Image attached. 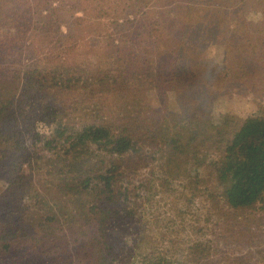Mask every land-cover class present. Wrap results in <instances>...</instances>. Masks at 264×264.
<instances>
[{
  "label": "rangeland",
  "instance_id": "1",
  "mask_svg": "<svg viewBox=\"0 0 264 264\" xmlns=\"http://www.w3.org/2000/svg\"><path fill=\"white\" fill-rule=\"evenodd\" d=\"M0 77L25 113L0 127L22 136L19 152L0 140V238L16 231L0 264H264V200L227 204L223 144L178 154L135 131L136 151L89 143L90 165L64 170L87 124L119 136L121 118L167 117L210 145L203 127L264 115V0H0ZM79 183L88 218L67 193Z\"/></svg>",
  "mask_w": 264,
  "mask_h": 264
},
{
  "label": "trees",
  "instance_id": "2",
  "mask_svg": "<svg viewBox=\"0 0 264 264\" xmlns=\"http://www.w3.org/2000/svg\"><path fill=\"white\" fill-rule=\"evenodd\" d=\"M122 75L107 74L106 76H102L100 78V84L104 83L105 80H110L112 83H115V78H119ZM125 76L126 74L123 77ZM88 81H91V79ZM10 83H13V81L9 78L0 77V127L6 126L9 123H12V126H16V121L20 123V119L25 118V113L22 112L20 107H17V110L19 109L21 112H17L12 105L8 107L2 103L1 94L9 90ZM34 91V95L38 97L40 95L39 90ZM17 115L18 118H16ZM235 122L233 117L228 115L223 125H214L211 131L207 130L206 132V129L203 127L202 131L204 130V132L202 133H204L205 137L212 140L210 145L205 143L204 140L201 142L196 141L195 135L193 137L181 136L175 129H172L169 118L167 117L154 128L150 124H147L145 120H140L139 122L138 118L132 116L127 117L125 126L121 118L120 126L123 127L122 131L126 134L122 133L119 136H114L107 126L92 123L87 124L79 130L72 132L70 135H67V141L70 143L73 154L64 170H66V173L75 174L82 172L87 164L90 165L91 152L86 147L89 143L107 144L111 148V153L121 157L128 152L136 151L134 150L136 146L135 140L130 135L131 132L135 131L143 132L142 134H149L153 138L161 140L162 143L172 147L173 151L178 154L195 152V148L197 147L201 148L223 144V156L221 162L218 163L217 178L220 184H226L225 191L223 192L226 202L232 207L252 206L264 200V115L248 116L241 124ZM58 131L64 134V132L60 131V128ZM1 138L7 139L9 143L2 144V146L18 152L21 150V134L20 138H16L14 135H7L2 132L0 133V140ZM172 157L178 158V155L174 154ZM181 157L179 156V158ZM115 171L112 174L107 173L101 176L109 188L115 177ZM67 193L68 195H74V210L80 216L88 218L87 207L89 202L86 195L89 192L86 185L79 183L74 186H69ZM120 217L123 216L118 213L116 216L117 220ZM9 232L11 235L16 233V231L11 230ZM10 236H2L0 238V242H3V244H0V253L6 254L7 256L11 252V245L15 243ZM100 247V254H103L102 258L104 262L108 263L105 252H102L104 249L102 240H100ZM177 264H188V262L180 261Z\"/></svg>",
  "mask_w": 264,
  "mask_h": 264
}]
</instances>
